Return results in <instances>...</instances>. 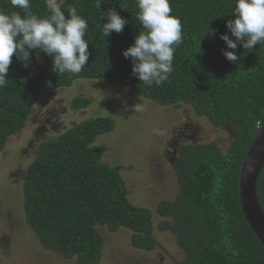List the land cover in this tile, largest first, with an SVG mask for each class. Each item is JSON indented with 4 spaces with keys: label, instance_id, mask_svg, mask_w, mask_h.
I'll return each instance as SVG.
<instances>
[{
    "label": "trees",
    "instance_id": "trees-1",
    "mask_svg": "<svg viewBox=\"0 0 264 264\" xmlns=\"http://www.w3.org/2000/svg\"><path fill=\"white\" fill-rule=\"evenodd\" d=\"M88 22L85 40L89 60L76 75H58L52 58L32 51L25 69L15 56L7 74L8 84L0 89V152L9 138L19 134L43 92L69 89L76 81H107L135 91L143 100L161 108L191 107L198 118L214 130L229 125L228 147L216 144L182 145L172 162L178 194L172 203L161 202L156 213L163 219L161 233L170 232L183 253L180 264H264V249L250 230L238 200L240 168L264 122V44L251 52L238 45L231 63L220 39L228 34L234 0H169L171 15L182 24L183 43L176 48L173 72L161 86L148 87L131 75L132 62L122 55L133 45L142 26L136 19L134 0H58ZM34 14L48 15L44 0H30ZM114 9L128 23L119 34L104 38L98 25L107 23ZM0 11L11 13L9 0H0ZM22 77H29L21 84ZM51 80L53 87L47 86ZM90 100L75 98L72 111L84 110ZM115 123L96 118L76 125L41 143L23 180V211L29 230L47 252L77 264H96L103 249L97 228L115 234L131 233L134 250L151 252L152 215L132 206L118 170L102 163L104 148L96 146L100 136L111 133ZM256 195L264 214V168Z\"/></svg>",
    "mask_w": 264,
    "mask_h": 264
},
{
    "label": "rangeland",
    "instance_id": "rangeland-1",
    "mask_svg": "<svg viewBox=\"0 0 264 264\" xmlns=\"http://www.w3.org/2000/svg\"><path fill=\"white\" fill-rule=\"evenodd\" d=\"M75 98L89 99L90 106L72 111L70 103ZM136 106L142 111H137ZM96 118L115 123V129L97 138L95 145L104 148L102 163L118 170L129 203L151 213L156 243L151 252L137 251L130 245L129 231L120 229L110 234L98 227L103 249L96 264L183 262L174 237L158 230L163 219L156 213V206L172 203L178 194L172 168L176 148L216 144L224 150L232 135L229 125L214 130L189 106L161 108L141 99L135 91L107 81L79 80L69 89L43 92L23 130L9 138L0 152V264H77L45 251L27 227L23 180L41 143Z\"/></svg>",
    "mask_w": 264,
    "mask_h": 264
},
{
    "label": "clouds",
    "instance_id": "clouds-1",
    "mask_svg": "<svg viewBox=\"0 0 264 264\" xmlns=\"http://www.w3.org/2000/svg\"><path fill=\"white\" fill-rule=\"evenodd\" d=\"M101 2L98 0V8ZM134 2L138 8L136 19L143 31L122 55L131 59L133 77L148 87H159L174 70V53L183 43L182 24L178 17L171 15L169 0ZM9 3L21 11H0V89L8 84L6 77L13 56L28 69L33 50L37 59L40 53L51 57V70L58 75H76L84 69L90 56L89 44L84 38L88 22L78 15L76 7L68 5L66 19L58 0H44L46 17L33 13L30 0H9ZM234 4L235 19L228 20L226 28L235 40L228 34L220 36L227 49L233 50L222 51L231 63L238 61L234 51L238 45L251 52L255 45L264 44V0H234ZM106 17L107 23L98 25L104 38L113 32L121 33L128 23L114 9ZM28 79L22 77L20 83L26 84ZM46 83L49 88L53 87L51 80ZM136 110L142 111V108L136 106ZM257 126H264V122L257 121Z\"/></svg>",
    "mask_w": 264,
    "mask_h": 264
},
{
    "label": "water",
    "instance_id": "water-1",
    "mask_svg": "<svg viewBox=\"0 0 264 264\" xmlns=\"http://www.w3.org/2000/svg\"><path fill=\"white\" fill-rule=\"evenodd\" d=\"M263 168L264 126H261L240 168L238 200L246 223L264 249V214L256 195L257 182Z\"/></svg>",
    "mask_w": 264,
    "mask_h": 264
}]
</instances>
